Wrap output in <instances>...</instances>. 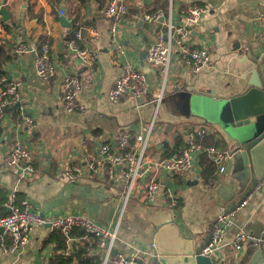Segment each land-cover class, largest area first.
Segmentation results:
<instances>
[{
	"label": "crops",
	"instance_id": "1",
	"mask_svg": "<svg viewBox=\"0 0 264 264\" xmlns=\"http://www.w3.org/2000/svg\"><path fill=\"white\" fill-rule=\"evenodd\" d=\"M107 2L0 0V8L10 12L6 21L0 18V38L12 54L4 65V72L9 78L20 80L23 108L38 123L33 134L28 135L17 127L22 116L20 107L8 108L0 117V209L3 214L8 212L5 204H20L27 199L37 211L50 218L79 214L115 228L122 205L123 182L90 174L70 181L62 175L64 166L78 162L84 154L94 153L103 142L113 141L121 127L131 132L145 131L156 111L157 120L163 127L166 125L167 131L161 127L154 133L150 153L155 157L168 156L176 146L188 141L189 132L204 124L202 118L190 113V93L214 90L227 95L241 91L245 82L235 59L244 51L236 50V46L248 45L256 55L264 54V0H167L165 7V0H126L129 13L118 28L116 41L109 32ZM192 2L210 7L189 38L192 45L209 48V64L193 74L180 66L176 56L159 107L157 100L162 90L158 87L143 101H112L109 92L125 62H132L143 72H153L145 59L154 28L144 19L145 14L159 8L168 11L172 6L177 22L181 20L182 9ZM62 15L68 18L69 26L62 23ZM79 29L83 33L80 46H94L98 51L94 73L88 72L77 57L72 58L74 54L68 43ZM41 40L49 42L57 64L56 76L48 80L36 74ZM20 43L26 44L30 51L17 55L15 48ZM115 43L124 46L123 55L117 52ZM66 73L81 75L79 99L85 105L82 111L68 112L62 101V79ZM18 139L29 144V162L40 170L38 175L24 177L22 169L12 170L5 164L4 155ZM225 140L220 150H227L232 156L227 160L225 172L215 177L211 187L195 172L176 178L177 188L182 191L179 208H171L169 201L163 199L154 205L148 204L139 189L133 194L118 228L115 247L119 253L132 256L141 251L143 259L134 264H153L151 243L157 225L170 219L176 220L198 246H205L212 237L219 207L226 204L232 210L234 225L226 231L225 244L215 252L214 264H264L263 254L252 244L237 251L231 243L240 231L258 234L263 230L264 180L254 186L249 165L241 155L238 162L236 154L239 153H233V143ZM165 182L171 184L168 180ZM244 199L247 203L241 206ZM78 230L72 232L66 254L74 257V251L83 249V255L72 261L74 264L94 261L101 264L95 238L88 234L81 236ZM53 232L47 226H35L29 242L11 252L4 250L0 240V264H52L51 258L57 252ZM7 241L11 243L10 236ZM89 257L96 259L90 261Z\"/></svg>",
	"mask_w": 264,
	"mask_h": 264
},
{
	"label": "built area",
	"instance_id": "2",
	"mask_svg": "<svg viewBox=\"0 0 264 264\" xmlns=\"http://www.w3.org/2000/svg\"><path fill=\"white\" fill-rule=\"evenodd\" d=\"M209 11L208 5L192 2L182 9L181 20L177 22L172 6L168 11L159 8L145 14L144 19L154 28L153 40L146 51V60L148 64L158 68V74L162 77L158 85V88L162 90L158 96L159 101L162 100L171 77L172 62L176 56L180 66L188 68L193 74L200 72L211 61V52L207 46L192 45L189 42L192 31ZM61 13L65 14V10L61 9ZM128 13L126 0H108L106 15L110 20L109 32L113 41H116L118 28ZM0 18H2L1 14ZM82 37V30L79 29L75 31L68 44L86 70L94 73L97 68L98 51L94 46L81 47L79 41ZM115 48L119 54L125 53L122 44L115 43ZM29 51V47L24 43H20L15 48L17 55ZM36 74L45 80L54 78L57 74V64L53 60L49 42L44 43L37 54ZM62 81V101L67 111L72 113L84 110L85 105L79 99L82 87L81 75L66 73ZM20 86V80L9 78L6 73L0 75V117L8 108L20 103L18 107L22 109V116L17 127L31 135L38 123L37 119L23 108V94ZM148 95L145 73L132 62H125L109 92L110 99L115 102L124 99L143 101ZM156 120L157 114L145 131L131 132L125 127L119 128L113 141L103 142L94 153L84 154L78 162H68L63 168L62 175L70 181L84 179L85 175L90 174L123 182L122 205L115 228L79 214L50 218L37 211L32 202L23 199L20 204H5L8 212L0 213V240L4 250L11 252L16 248H22L29 242L30 234L35 226H47L52 231H60L68 238V241L71 240L74 229L83 230L94 237L101 264H134L142 260L144 253L141 251L132 256L114 254L118 228L133 194L139 189L142 199L148 204L154 205L163 199L169 201L171 208H179L182 203V191L177 188V177H187L191 172H195L199 178H203L200 159L204 153H208L218 166L216 175L218 178L225 172L227 160L232 156L227 150L217 149L213 145H204L197 140V137L206 138L210 135H213L215 141L224 139V134L218 125L203 120L204 124H200L189 132L188 141L176 146L171 155L155 157L150 153L149 144L155 133ZM205 122L211 127L205 125ZM30 159V146L23 139H18L10 151L4 155L7 167L12 170L22 169L24 177L30 174L36 176L40 173V170L29 162ZM165 180L171 184L166 183ZM212 182L206 185L211 187ZM15 198L13 196V199ZM246 203L244 199L240 205L243 206ZM231 211L226 204L220 205L218 216L213 224L212 237L202 248L201 255L213 259L215 252L225 244L226 231L234 225ZM8 236L11 237L10 244L7 241ZM231 243L237 251H242L246 245L252 244L264 254V228L258 234L240 231ZM151 246L155 247L154 242ZM65 264L74 263L66 262Z\"/></svg>",
	"mask_w": 264,
	"mask_h": 264
},
{
	"label": "water",
	"instance_id": "3",
	"mask_svg": "<svg viewBox=\"0 0 264 264\" xmlns=\"http://www.w3.org/2000/svg\"><path fill=\"white\" fill-rule=\"evenodd\" d=\"M0 14L4 21L10 17L5 8H0ZM61 21L69 26L66 16L62 15ZM239 49L244 52L235 62L245 82L243 89L227 95L214 90H193L189 108L192 115L221 128L234 145L233 153H239L249 165L253 184L257 186L264 180V54L256 55L248 45L242 48L237 45L236 50ZM153 242V264H214L211 257L200 254L204 246H198L174 219L157 225ZM118 253L115 249L114 254Z\"/></svg>",
	"mask_w": 264,
	"mask_h": 264
},
{
	"label": "trees",
	"instance_id": "4",
	"mask_svg": "<svg viewBox=\"0 0 264 264\" xmlns=\"http://www.w3.org/2000/svg\"><path fill=\"white\" fill-rule=\"evenodd\" d=\"M166 2H167V0H165V3L163 4V7L166 6ZM5 27L7 29H9V27L6 25V23H5ZM45 42H46V40H41L40 44L43 45ZM11 58H12L11 48H8L6 43L2 41V38H0V75L5 73L4 72V65L8 61H10ZM225 139H227L225 137V135H224V140L222 142L215 141L213 135H210V136H208L206 138L197 137V140L202 142V144H204V145H213L217 149H222V144H223V142L226 141ZM223 147H225V144L223 145ZM172 153H173V151H171V153L169 155H171ZM200 162H201V165H202L204 180L207 183L208 182H212L215 179L216 175H217V171H218L217 164L215 163L213 158L208 153H204L201 156ZM0 213H2L1 209H0ZM78 231H79V234L81 236H83V234H86L83 230L79 229ZM53 233H54V235L57 238V252L54 255V257L51 258L52 259L51 260L52 264H65L66 262H72V261L75 260L76 256L78 258L81 255H83V249L74 251L75 252V256L74 257L67 255L66 251H67V248H68V238L65 235H63L60 231H54ZM73 234H74V232H73ZM88 259L91 261V260L96 259V257H89ZM97 263L99 264V261L98 262L94 261L93 263H90V264H97Z\"/></svg>",
	"mask_w": 264,
	"mask_h": 264
},
{
	"label": "rangeland",
	"instance_id": "5",
	"mask_svg": "<svg viewBox=\"0 0 264 264\" xmlns=\"http://www.w3.org/2000/svg\"><path fill=\"white\" fill-rule=\"evenodd\" d=\"M145 61H146V59H145ZM146 63H147V61H146ZM145 63V64H146ZM152 69H153V72L151 73V72H149V71H147V70H145V75H146V77H147V83H148V93L149 94H153L154 93V90L156 89V87H158V85L160 84V81L162 80V77L158 74V68L157 67H153V66H151L150 64H148ZM170 81V80H169ZM169 84V83H168ZM162 101V100H161ZM161 101H159L158 100V102H157V107H159L160 106V104H161ZM158 111H159V108H158ZM157 114V113H156ZM154 125H155V133H157L158 132V130L161 128V127H163L162 126V124H161V122H160V120H157V122H155L154 123ZM205 125H207V126H210L211 127V125L210 124H207L206 122H205ZM166 127V125L163 127V129H162V131H164V132H166L167 131V128H165ZM149 148L151 149V144H149ZM151 151V150H150ZM236 157H237V160H238V162H240V154H236ZM251 178H252V173H251ZM123 184V183H122Z\"/></svg>",
	"mask_w": 264,
	"mask_h": 264
}]
</instances>
